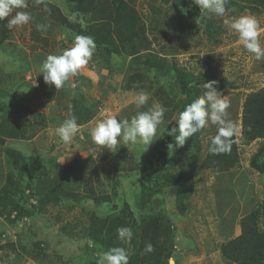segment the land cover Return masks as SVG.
<instances>
[{
    "label": "rangeland",
    "instance_id": "1",
    "mask_svg": "<svg viewBox=\"0 0 264 264\" xmlns=\"http://www.w3.org/2000/svg\"><path fill=\"white\" fill-rule=\"evenodd\" d=\"M252 1L227 0L220 18L188 0H27L16 11L31 14L28 24L9 30L10 17L0 20V264H98L116 246L128 251V264H155L151 257L160 264H237L222 244L238 235L241 218L256 213L264 232V172L251 166L264 138L247 142L242 132L246 96L264 88V58L248 53L223 20L251 15L264 30V7ZM73 34L91 36L96 50L70 78L77 86L56 90L40 66L71 48ZM260 42L264 47V31ZM177 70L196 77L198 96L206 78L227 81L217 90L237 127L231 169L203 165L216 125L169 151L174 138L167 131L185 100ZM141 90L149 100L138 108ZM154 103L166 111L151 144L113 153L92 143L97 121L130 120ZM70 115L81 127L64 143L55 129ZM193 157L199 161L191 169ZM155 171L176 184L156 185ZM180 173L185 178L176 181ZM119 227L132 229L131 240L117 239Z\"/></svg>",
    "mask_w": 264,
    "mask_h": 264
},
{
    "label": "clouds",
    "instance_id": "2",
    "mask_svg": "<svg viewBox=\"0 0 264 264\" xmlns=\"http://www.w3.org/2000/svg\"><path fill=\"white\" fill-rule=\"evenodd\" d=\"M41 0H37L40 3ZM200 12L209 16L224 18L229 9L226 8L227 0H192ZM27 0H0V20L8 19L5 27L13 30L28 24L32 16L27 11H16L26 9ZM14 13V15H13ZM223 23L229 31L238 35V43L254 55L256 60L264 58V47L261 46V32L259 22L254 16L239 15L230 19L225 18ZM47 25H37L38 30H46ZM96 50V44L91 36L73 34V46L64 50L61 54H49L42 61L40 74L44 82L59 90L70 82V78L78 74L79 70L86 66L92 59ZM216 81H208L203 84V94L187 104L182 111L172 117L175 125L167 131V135L173 137V143L168 144L169 151L180 148L186 141L201 131L209 124L216 125L217 131L211 137L208 151L212 155L225 154L231 151L233 140L231 139L237 131L236 125L228 119L227 109L229 103L225 96L217 90ZM75 88V83H69ZM149 94L141 90L135 94L136 106L142 107L147 104ZM165 108L159 103H154L146 111H140L129 119H117L115 115L106 116L96 122L89 130L92 143L115 153L121 146L143 143L146 145L154 141L158 127L164 121ZM80 125L74 115L63 120L55 129L56 135L64 143H70L73 137L80 131ZM65 159V158H64ZM63 159V161H64ZM62 161V162H63ZM117 239L129 241L133 236L130 227H119L116 229ZM154 250L151 243H147L144 252ZM129 255L124 247H111L104 252L98 264H128ZM171 264V261H170Z\"/></svg>",
    "mask_w": 264,
    "mask_h": 264
},
{
    "label": "trees",
    "instance_id": "3",
    "mask_svg": "<svg viewBox=\"0 0 264 264\" xmlns=\"http://www.w3.org/2000/svg\"><path fill=\"white\" fill-rule=\"evenodd\" d=\"M181 2H185L187 0H180ZM192 3V0H188ZM257 6L264 7V0H253ZM153 55H150L149 58H152ZM143 63L147 65L149 68H159L155 63L148 59L143 60ZM140 73H137V75ZM176 81L179 89L185 94V100L183 102L182 107H180V111L184 109V107L191 103L195 98L198 97L199 91L196 85L191 84V80L196 77L187 73L183 70H177ZM206 82L208 81H216V88L224 87L227 85V81L225 79H211L206 78ZM242 132L245 141L250 142L257 138H264V88L259 89L258 91L252 92L246 96L245 102L243 104L242 111ZM233 140L231 151L225 154L212 155L208 151L205 160L203 161V165L205 167H215L220 170H229L238 161L236 150V139L233 135L231 138ZM211 137L209 138L210 145ZM198 157H193L191 160V169H194L196 166V162L199 161ZM264 159V146L260 147L258 152L254 154L251 160L252 168L264 172V161L262 164H259L258 161ZM156 175L155 184H160L163 182H171L176 184L173 181L174 176L165 175L160 171H155ZM185 178L184 174H179L176 176V181L183 180ZM241 225V233L231 238L229 241H226L222 244V253L229 260L237 264H261L264 262V232L260 231L257 214L254 212H250L244 215L240 220ZM155 264H160V260L156 257H151V262Z\"/></svg>",
    "mask_w": 264,
    "mask_h": 264
},
{
    "label": "crops",
    "instance_id": "4",
    "mask_svg": "<svg viewBox=\"0 0 264 264\" xmlns=\"http://www.w3.org/2000/svg\"><path fill=\"white\" fill-rule=\"evenodd\" d=\"M240 233H241V230H240V232L238 233V235H239ZM238 235H237V236H238Z\"/></svg>",
    "mask_w": 264,
    "mask_h": 264
},
{
    "label": "water",
    "instance_id": "5",
    "mask_svg": "<svg viewBox=\"0 0 264 264\" xmlns=\"http://www.w3.org/2000/svg\"><path fill=\"white\" fill-rule=\"evenodd\" d=\"M172 261V260H171Z\"/></svg>",
    "mask_w": 264,
    "mask_h": 264
}]
</instances>
